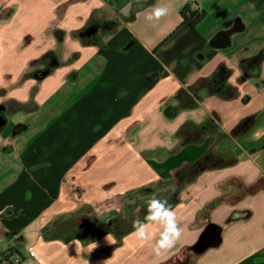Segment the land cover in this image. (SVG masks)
I'll return each mask as SVG.
<instances>
[{
    "label": "crops",
    "instance_id": "crops-1",
    "mask_svg": "<svg viewBox=\"0 0 264 264\" xmlns=\"http://www.w3.org/2000/svg\"><path fill=\"white\" fill-rule=\"evenodd\" d=\"M191 2L207 16L179 27ZM157 4L170 13L148 21ZM95 13L121 25H99L103 42L90 45L82 30ZM210 120L215 128L195 139ZM210 152L226 165L191 178ZM153 195L183 230L170 249L156 252V223L148 241L134 225L121 237L105 231L115 236L100 248L120 238L108 256L68 235L85 216L99 228L126 206L147 213ZM7 249L17 264H264V0H0Z\"/></svg>",
    "mask_w": 264,
    "mask_h": 264
},
{
    "label": "trees",
    "instance_id": "trees-1",
    "mask_svg": "<svg viewBox=\"0 0 264 264\" xmlns=\"http://www.w3.org/2000/svg\"><path fill=\"white\" fill-rule=\"evenodd\" d=\"M134 5V4H133ZM145 5H142L140 7L133 6L132 8V16L134 17L135 14L144 7ZM180 17H181V24L179 27L187 25L191 28H196L207 16L206 9L199 6L197 2H191L185 4L179 11ZM132 17V18H133ZM121 22L117 20L116 18H110L108 20H101L97 17L96 13L91 17L90 21L88 22L87 26L82 30V37L85 41V43L93 45L95 44L98 39L96 38V29L99 25H102L108 33H114L116 29L119 28ZM178 29V28H177ZM110 35V34H109ZM201 85V82H197L195 85H193L190 90L197 89ZM190 105H195L196 100L192 99ZM252 124V119L248 118L244 120L234 131L233 134L237 135L241 132L246 131ZM215 128V122L210 120L207 123L201 125L200 127L195 129V139H199L202 134H204L208 129H214ZM214 154L212 152L208 153L204 158L199 160L195 165L191 166L190 173L192 174L191 178L196 177L203 169H210L214 167H219L221 165L226 164H218ZM230 163V162H228ZM116 220H111L109 224L106 226L111 227L112 231L115 233L121 235L129 230L127 228L126 230L118 231L117 229H113L115 226ZM101 227H99L101 231ZM108 231V230H107ZM1 255L4 257V261L6 264H14L13 258L14 257H20L18 254V251L16 249H7L6 251L2 252Z\"/></svg>",
    "mask_w": 264,
    "mask_h": 264
},
{
    "label": "clouds",
    "instance_id": "clouds-1",
    "mask_svg": "<svg viewBox=\"0 0 264 264\" xmlns=\"http://www.w3.org/2000/svg\"><path fill=\"white\" fill-rule=\"evenodd\" d=\"M169 13V7L157 4L153 6L152 11L146 16V19L148 21H159ZM105 43H107V41H105ZM153 223L160 224L163 227L160 239L156 241V252L159 253L161 249L172 248L181 237L183 230L177 223L176 212L166 200L157 199L155 195L148 200L145 220L135 222V230L132 235L142 241L152 239V233L149 229L150 224ZM106 239L110 240L111 237H106ZM84 264H88V262L84 261ZM98 264H105V262L101 261L98 262Z\"/></svg>",
    "mask_w": 264,
    "mask_h": 264
},
{
    "label": "rangeland",
    "instance_id": "rangeland-1",
    "mask_svg": "<svg viewBox=\"0 0 264 264\" xmlns=\"http://www.w3.org/2000/svg\"><path fill=\"white\" fill-rule=\"evenodd\" d=\"M98 41L103 42V38L101 37L100 40L98 39ZM154 191H152L151 193H153ZM159 199L162 198L163 195H159ZM145 203V202H144ZM133 210L129 211L127 209V206L124 209H120V213L121 216L118 218H115L114 220H116L115 222V226L113 227V229H117L118 231L121 230H126L129 227H133V225L135 224L136 221H141L143 219H145L147 213L143 210L137 209L135 210V208H132ZM113 212V211H112ZM118 213V212H115ZM114 214V213H112ZM124 215V216H123ZM111 217V215L108 216H104L102 217V221L105 220V218ZM125 217V219H124ZM100 220H96L90 216H85L83 221H78L77 223L71 224V226H68V235H73V234H77L78 237H83L84 239H89L87 245H94L95 249L92 251V256H108L110 255L113 250L116 248V246H118V244H120V238H118V240L116 241V243H112L109 245H104L105 247H98L100 245L97 244H102V241L106 240V237H111V236H115V233H107L105 231L107 230H112L111 227L106 226V224L101 225V231L99 228H97V226H99ZM81 228L84 230L82 231ZM120 236V235H118ZM121 237V236H120ZM102 246V245H101ZM90 255V254H88Z\"/></svg>",
    "mask_w": 264,
    "mask_h": 264
},
{
    "label": "built area",
    "instance_id": "built-area-1",
    "mask_svg": "<svg viewBox=\"0 0 264 264\" xmlns=\"http://www.w3.org/2000/svg\"><path fill=\"white\" fill-rule=\"evenodd\" d=\"M4 260V257L0 254V264H6ZM12 261L14 264H17V262L19 261L18 257H14Z\"/></svg>",
    "mask_w": 264,
    "mask_h": 264
},
{
    "label": "water",
    "instance_id": "water-1",
    "mask_svg": "<svg viewBox=\"0 0 264 264\" xmlns=\"http://www.w3.org/2000/svg\"><path fill=\"white\" fill-rule=\"evenodd\" d=\"M203 244H200V247H202Z\"/></svg>",
    "mask_w": 264,
    "mask_h": 264
}]
</instances>
